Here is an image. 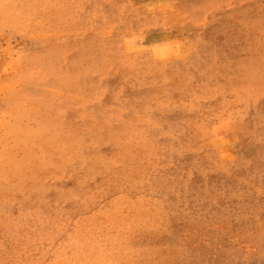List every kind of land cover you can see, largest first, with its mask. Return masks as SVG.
<instances>
[{"label": "rangeland", "instance_id": "rangeland-1", "mask_svg": "<svg viewBox=\"0 0 264 264\" xmlns=\"http://www.w3.org/2000/svg\"><path fill=\"white\" fill-rule=\"evenodd\" d=\"M0 264H264V0H0Z\"/></svg>", "mask_w": 264, "mask_h": 264}, {"label": "crops", "instance_id": "crops-1", "mask_svg": "<svg viewBox=\"0 0 264 264\" xmlns=\"http://www.w3.org/2000/svg\"><path fill=\"white\" fill-rule=\"evenodd\" d=\"M153 14H154V13H153ZM147 30H149V28H148Z\"/></svg>", "mask_w": 264, "mask_h": 264}]
</instances>
